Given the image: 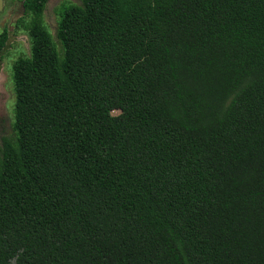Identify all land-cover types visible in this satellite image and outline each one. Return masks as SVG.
I'll list each match as a JSON object with an SVG mask.
<instances>
[{"label": "trees", "instance_id": "trees-1", "mask_svg": "<svg viewBox=\"0 0 264 264\" xmlns=\"http://www.w3.org/2000/svg\"><path fill=\"white\" fill-rule=\"evenodd\" d=\"M48 1L16 23L0 264H264V0H80L57 44Z\"/></svg>", "mask_w": 264, "mask_h": 264}, {"label": "rangeland", "instance_id": "rangeland-1", "mask_svg": "<svg viewBox=\"0 0 264 264\" xmlns=\"http://www.w3.org/2000/svg\"><path fill=\"white\" fill-rule=\"evenodd\" d=\"M80 4V0H49L43 16L46 27L57 44L56 32L61 18V10L65 5ZM7 11L0 14L2 18L10 19ZM30 20L21 22L19 28L13 24L9 37L0 54V145L4 139L15 138L16 92L13 74L14 63L23 57H29L32 49V38L26 26ZM16 28V29H15ZM109 122L112 128H124L129 123V117L122 105L110 112Z\"/></svg>", "mask_w": 264, "mask_h": 264}, {"label": "flooded vegetation", "instance_id": "flooded-vegetation-1", "mask_svg": "<svg viewBox=\"0 0 264 264\" xmlns=\"http://www.w3.org/2000/svg\"><path fill=\"white\" fill-rule=\"evenodd\" d=\"M22 6L23 4L21 0H2V9L0 10V14L7 11V13L11 16L10 19L2 18L0 21V38L5 32H7L5 44L9 37V30L14 29L12 28L13 24H16L23 16L24 11Z\"/></svg>", "mask_w": 264, "mask_h": 264}, {"label": "water", "instance_id": "water-1", "mask_svg": "<svg viewBox=\"0 0 264 264\" xmlns=\"http://www.w3.org/2000/svg\"><path fill=\"white\" fill-rule=\"evenodd\" d=\"M2 9V0H0V10Z\"/></svg>", "mask_w": 264, "mask_h": 264}]
</instances>
